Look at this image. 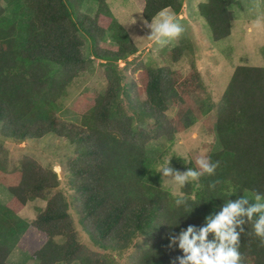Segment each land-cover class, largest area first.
Instances as JSON below:
<instances>
[{
    "label": "trees",
    "instance_id": "obj_1",
    "mask_svg": "<svg viewBox=\"0 0 264 264\" xmlns=\"http://www.w3.org/2000/svg\"><path fill=\"white\" fill-rule=\"evenodd\" d=\"M88 1L98 3L101 16L110 20L107 30L88 22L87 16L75 20L70 0H0V135L23 143L55 134L74 144L68 185L77 195V211L87 222L91 241L123 252L144 238L146 249L133 264H171L182 253L168 247L170 235L188 225L203 226L205 217L218 213L231 191L232 200L245 191L264 193V68L237 67L217 104L209 95L202 97L199 74L182 80L170 68H148L142 73L140 104L133 105L140 125L121 113V79L109 70L104 94L76 124L67 123L56 116L60 101L90 61L82 53L80 33L94 44L105 40L106 32L116 41L113 51L94 48V59L118 62L136 52L105 10L106 0ZM143 1L142 17L151 22L165 9L179 14L184 0ZM238 3L207 0L198 6L215 42L231 35V7ZM171 105L177 109L174 123L165 115ZM147 119L153 124H145ZM200 120L216 140L215 149L205 155L219 166L215 175H205L199 185L182 190L190 208H195L184 218L188 213L176 207L175 197L163 189L146 146ZM199 157L191 155L188 168H195ZM171 164L186 170L180 158L171 159ZM214 182L216 188L210 190ZM59 184L52 168L27 157L16 161L0 144V186L12 196L8 205L0 204V264H10L11 250L29 227L18 214L36 199L46 202L32 223L46 236L33 254L38 264H115L80 243ZM179 219L180 227H169ZM245 228L239 246L242 264H264V241L252 233L251 224Z\"/></svg>",
    "mask_w": 264,
    "mask_h": 264
},
{
    "label": "rangeland",
    "instance_id": "obj_2",
    "mask_svg": "<svg viewBox=\"0 0 264 264\" xmlns=\"http://www.w3.org/2000/svg\"><path fill=\"white\" fill-rule=\"evenodd\" d=\"M70 1V9L75 20L87 16L88 22H96L99 28L107 30L110 20L101 16L98 3L88 0ZM238 1L237 5L231 7L233 29L230 38L218 42L212 39L211 31L198 9V6L207 0H184L180 13L175 14V17L185 31L178 39L160 46L147 37L150 29L146 28L142 17L143 0H106L105 10L121 26L136 52L118 62L94 59V48L113 51L117 49L116 41H113L111 35L106 32L105 40L99 39L98 44H94L81 32L80 36L84 44L82 53L90 57V61L86 70L66 89V94L60 101L61 109L56 116L67 123L76 124L75 122L104 94L109 70H113L121 79L123 92L118 100L121 113L133 117L135 125L139 124L140 117L137 108L133 105L140 104L138 98L142 97L143 93L142 73L148 68H170L172 72L181 75L182 80L199 74L200 84L204 90L202 97L205 94L209 95L212 102L217 104L237 67L257 65L264 68V20L259 27L255 24L258 17L264 18V0ZM176 114L177 109L174 105L165 112L166 117L173 123ZM150 123L152 121L149 119L145 121V124ZM0 144L16 161L27 157L37 161L43 168H52L60 183L58 190L68 204L67 213L76 230L77 238L90 252L102 255L115 264H133L146 249L144 238L138 239L132 248L123 252L96 245L91 241L89 232L85 229L87 222L81 220L77 211V195L68 185L67 165L74 157L76 149L74 144L55 134L23 143L6 141L0 135ZM146 147L154 158L153 169L158 172L160 165L169 158L182 160L186 158L190 161L194 153L199 156L207 154L215 149L216 140L213 135H209L200 120L185 131L165 134L149 141ZM188 166L189 163L184 164V170H187ZM159 174L162 176V173ZM165 181H162L163 189L175 197ZM190 185L194 186L195 183ZM243 195L249 199L254 197L249 191L243 192ZM11 200L12 196L0 186V204L8 205ZM45 206V201L36 199L27 202L19 212V218L27 222L29 227L18 237V242L11 250L8 258L10 264H38L33 254L41 248L46 236L33 227L32 223Z\"/></svg>",
    "mask_w": 264,
    "mask_h": 264
},
{
    "label": "clouds",
    "instance_id": "obj_3",
    "mask_svg": "<svg viewBox=\"0 0 264 264\" xmlns=\"http://www.w3.org/2000/svg\"><path fill=\"white\" fill-rule=\"evenodd\" d=\"M262 20L264 18L258 17L256 26L259 27ZM144 24L150 29L147 37L160 46L178 39L185 31L175 14L167 9L160 11L151 22L145 20ZM183 161L185 165L191 162L186 158H183ZM195 165V168L189 167L180 171L172 166L169 158L160 165L157 172L162 173L161 181L167 178L165 182L175 196V206L183 207L188 213L182 216L184 218L191 215L195 208H190L189 198L182 190L186 185H199L201 177L205 175H215L219 162H212L209 156L201 155L195 160ZM215 188L216 182L209 185L210 190ZM233 195L235 192L231 191L218 213L205 217L203 226L188 225L181 228L178 235L168 237V247L182 253L176 256L171 264H242L239 246L241 235L246 232L245 226L248 224L252 226V233L264 241V193L256 192L252 199L241 195L232 200L230 197ZM180 219L174 226H168L180 227Z\"/></svg>",
    "mask_w": 264,
    "mask_h": 264
},
{
    "label": "crops",
    "instance_id": "obj_4",
    "mask_svg": "<svg viewBox=\"0 0 264 264\" xmlns=\"http://www.w3.org/2000/svg\"><path fill=\"white\" fill-rule=\"evenodd\" d=\"M232 29H233V28H232V24H231V34H232ZM230 37H231V35H230L228 38H230ZM254 67H258V66L255 65ZM45 241H46V240H45ZM45 241H43L42 245L44 244Z\"/></svg>",
    "mask_w": 264,
    "mask_h": 264
}]
</instances>
